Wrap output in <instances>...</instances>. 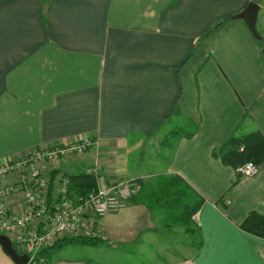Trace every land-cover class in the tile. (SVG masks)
Wrapping results in <instances>:
<instances>
[{"label":"crops","instance_id":"1","mask_svg":"<svg viewBox=\"0 0 264 264\" xmlns=\"http://www.w3.org/2000/svg\"><path fill=\"white\" fill-rule=\"evenodd\" d=\"M251 1L0 0V163L87 138L60 171L138 187L101 218V243L48 249L45 264H121L143 246L154 264H264V237L242 228L250 212L264 214V162L247 176L220 152L233 136L264 134L262 42L234 17ZM187 122L191 136L167 137ZM167 175L202 199L191 220L198 241L176 230L172 241L171 218L141 199V184ZM20 176H0V187ZM6 202L26 209L21 195ZM74 246L107 250L110 263L61 253ZM0 264H16L1 246Z\"/></svg>","mask_w":264,"mask_h":264},{"label":"built area","instance_id":"2","mask_svg":"<svg viewBox=\"0 0 264 264\" xmlns=\"http://www.w3.org/2000/svg\"><path fill=\"white\" fill-rule=\"evenodd\" d=\"M91 143L90 139L82 138L0 163V176L21 175L0 187V234L9 236L18 251L29 255V264H44L47 258L43 252L66 236L103 239L101 218L125 207L138 194L132 181L97 186L85 195L72 193L70 177L58 166L62 160L85 152ZM258 170L254 161L239 168L247 176ZM12 195H21L26 205L24 211L7 204L6 199Z\"/></svg>","mask_w":264,"mask_h":264},{"label":"trees","instance_id":"3","mask_svg":"<svg viewBox=\"0 0 264 264\" xmlns=\"http://www.w3.org/2000/svg\"><path fill=\"white\" fill-rule=\"evenodd\" d=\"M261 2L262 0H257ZM221 23L215 26L217 28ZM260 41V40H259ZM264 47V38L262 41ZM187 122L182 127H176L168 132L167 137L172 140L181 135L191 136L194 129H187ZM221 157L223 161L238 169L248 161H254L258 166L264 162V134L260 131H252L240 136H233L221 148ZM71 180V191L73 194L85 195L97 188V182L93 173H79L69 175ZM141 182L140 179H138ZM140 195L151 210L158 212L165 211L168 217L174 219L175 223H180L188 227L193 216L197 213L202 199L198 193L179 175H167L158 177L157 182L148 186L141 184ZM242 228L246 231L264 237V214L256 211L250 212ZM101 239L86 236L65 237L59 239L45 251L51 248L62 247L72 242L85 244H96ZM44 251V252H45Z\"/></svg>","mask_w":264,"mask_h":264},{"label":"rangeland","instance_id":"4","mask_svg":"<svg viewBox=\"0 0 264 264\" xmlns=\"http://www.w3.org/2000/svg\"><path fill=\"white\" fill-rule=\"evenodd\" d=\"M261 34L263 35L264 37V28H262V30L260 31ZM187 129L190 130L192 125L190 126L189 124L186 125ZM190 127V129H189ZM167 131V128L164 130V134L166 133ZM168 132V131H167ZM163 133L161 136H163ZM162 138V137H161ZM149 152L151 153H154L153 150H149ZM149 162V157L146 158ZM69 172V171H68ZM70 173V172H69ZM69 176V175H68ZM128 181V180H127ZM174 219H171L169 221H171L172 223L170 224V226H167L168 228L166 229H169L168 231H171V233L173 234L171 236L172 238V241H174L173 239H178L179 237V234L175 233L174 230L176 231H179L181 234L185 235L188 240L189 239H192V240H196L198 241L199 240V231H198V228H197V225L196 223H193V222H190L188 227L186 225H177V223H175L174 221H172ZM165 222V221H164ZM164 222H161L162 225H164L165 223ZM168 223V222H167ZM176 234V235H175ZM76 235H70V236H66V237H75ZM166 236V235H165ZM167 238H170L169 236H166ZM65 238V237H64ZM58 241V240H57ZM161 244H158V245H155V246H158L157 249L160 251L157 253H159L160 256H158L160 259L163 258V257H167V253L166 251L163 249V245H164V241H162V239L160 240ZM74 243H78V242H72V244ZM101 243V242H99ZM71 244V243H70ZM102 244L106 245L105 242H102ZM74 245H77V244H74ZM107 246V245H106ZM149 248L146 249V246H143V254L140 253L138 255V258L137 259H134V260H129V259H123V260H117V261H120L121 264H154V263H157L158 261V258L156 257V255H154L155 253H150V250H151V247L148 246ZM156 248V247H155ZM69 249V250H68ZM68 250V253L70 254H74L75 256H86V257H90L92 258L93 260H99L100 262L102 263H110L109 260L107 258H105V254H108V251L107 250H98L97 247H91V246H88L87 248H75L74 247H68V248H65L63 250V252L61 253H64L66 254V251ZM107 252V253H105ZM120 252V249H117L116 250V253ZM114 253V251H113ZM100 254V255H99ZM63 255V254H62ZM99 255V256H98ZM120 255H123L124 257H128L130 258V253H124V252H121ZM47 261V259H46ZM46 261L44 262V264L46 263ZM159 262V261H158ZM39 263V262H38ZM38 263H31V264H38ZM40 264V263H39Z\"/></svg>","mask_w":264,"mask_h":264},{"label":"water","instance_id":"5","mask_svg":"<svg viewBox=\"0 0 264 264\" xmlns=\"http://www.w3.org/2000/svg\"><path fill=\"white\" fill-rule=\"evenodd\" d=\"M259 11L260 3L257 0H253L241 13L235 15L234 17L244 19L254 37L262 41L264 37L257 27ZM262 54L264 57V47L262 49ZM0 246L6 251L8 255L11 256L16 264H29V255L27 253H21L18 251L9 236L0 234Z\"/></svg>","mask_w":264,"mask_h":264}]
</instances>
